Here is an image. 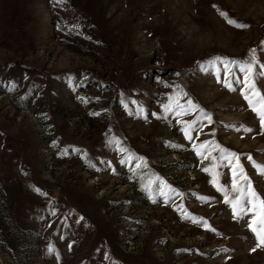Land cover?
<instances>
[{
    "label": "rangeland",
    "instance_id": "374dc122",
    "mask_svg": "<svg viewBox=\"0 0 264 264\" xmlns=\"http://www.w3.org/2000/svg\"><path fill=\"white\" fill-rule=\"evenodd\" d=\"M261 65L264 0H0V264H264Z\"/></svg>",
    "mask_w": 264,
    "mask_h": 264
},
{
    "label": "snow or ice",
    "instance_id": "6c2138e0",
    "mask_svg": "<svg viewBox=\"0 0 264 264\" xmlns=\"http://www.w3.org/2000/svg\"><path fill=\"white\" fill-rule=\"evenodd\" d=\"M222 15H226V14L222 13ZM229 23H236V22L232 21V20H229ZM237 26L244 27L245 25H237ZM252 60H253V63H248V64L241 65V71L244 73V76H245V86L255 89V84L252 82V80L250 78V74L253 72V64L256 62L254 54H253ZM209 63H211V61ZM261 67L264 68V65H261ZM226 75H227V73H226ZM224 83L226 84V86L229 87V89H231L232 85L227 79H225ZM241 91H243V89ZM245 99H249L248 96H245ZM188 103L193 109L196 107L195 105H192L190 100H189ZM249 105L250 106L252 105V101L251 100H249ZM162 107H164L166 111L169 110L168 106H166V105H162ZM253 110L254 111H258V114L261 115V117H262L261 124H262V126H264V111H259L257 109H253ZM153 114L155 115V113H153ZM209 122H211L210 121V117H209ZM191 123H194V121L191 122ZM184 132H185L186 138L191 139L188 130L184 129ZM53 143H55V141ZM199 154L200 153H198V155ZM230 156H235V153H231ZM140 159H143V158H140ZM235 167H240V166H239V164H237V165H235ZM204 170L208 171V169H204ZM233 175L235 176V172L233 173ZM233 185H234V189H236L235 180L233 181ZM248 196H249V203H253V201L259 200V197L257 196V194L254 191H252L251 189H249ZM239 199L240 198L237 197L236 201L232 202L234 218H235V215L237 213V208L239 207V204H238ZM225 200L228 201L227 195L225 196ZM260 203H261V208L264 209V201H261ZM248 210L249 211H254L255 210V206L253 208L248 209ZM243 211H244V209L240 208V212H243ZM249 227H252L251 223L249 224ZM253 231H255V229H253ZM258 239H261V242L264 243V238H261L260 236H258ZM49 250L51 251V248Z\"/></svg>",
    "mask_w": 264,
    "mask_h": 264
}]
</instances>
